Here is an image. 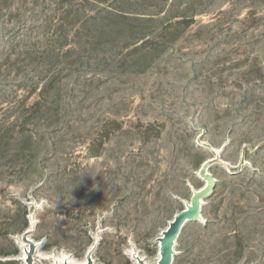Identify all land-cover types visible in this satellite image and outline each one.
I'll return each instance as SVG.
<instances>
[{"label":"rangeland","instance_id":"374dc122","mask_svg":"<svg viewBox=\"0 0 264 264\" xmlns=\"http://www.w3.org/2000/svg\"><path fill=\"white\" fill-rule=\"evenodd\" d=\"M209 161L173 264H264V0H0V264H157Z\"/></svg>","mask_w":264,"mask_h":264},{"label":"water","instance_id":"95a60500","mask_svg":"<svg viewBox=\"0 0 264 264\" xmlns=\"http://www.w3.org/2000/svg\"><path fill=\"white\" fill-rule=\"evenodd\" d=\"M211 162L212 161L206 162L200 169V176L207 181L206 186L193 192L190 205L174 217L167 230L163 233V236L159 239L160 259L158 264H172L174 246L183 226L187 222H197L202 220V202L212 197L217 187V180L208 172ZM33 247L34 246H32V250ZM88 260L89 264H91V258ZM138 262L139 264H145L142 259H139ZM30 264H32L31 261Z\"/></svg>","mask_w":264,"mask_h":264},{"label":"bare ground","instance_id":"6f19581e","mask_svg":"<svg viewBox=\"0 0 264 264\" xmlns=\"http://www.w3.org/2000/svg\"><path fill=\"white\" fill-rule=\"evenodd\" d=\"M200 175V174H199ZM201 177V176H200ZM202 179H203V181L205 182V185L203 186V187H205L206 186V184H207V181L203 178V177H201ZM188 205H190V203H187L186 204V207L188 206ZM205 205V202L203 201L202 202V207ZM176 245H177V241H176V243H175V246H174V254H173V260H174V256H175V254H176V250H175V248H176ZM28 253V252H27ZM67 255H65V257H62L56 264H75V263H71V260H70V258H68V257H66ZM52 258V257H51ZM56 258V257H55ZM159 259H160V254H159ZM159 259H158V261H159ZM144 262H145V264H148V262L143 258L142 259ZM173 260H172V264H173ZM55 261V260H54ZM158 261H157V264H158ZM136 262V261H135ZM137 263L139 264V262L137 261ZM81 264H87V261H85V262H83V263H81Z\"/></svg>","mask_w":264,"mask_h":264}]
</instances>
